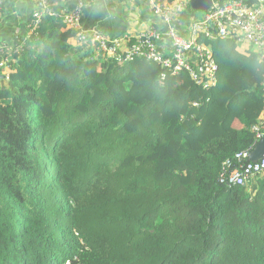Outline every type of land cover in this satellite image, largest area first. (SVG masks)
Listing matches in <instances>:
<instances>
[{
  "label": "trees",
  "instance_id": "trees-1",
  "mask_svg": "<svg viewBox=\"0 0 264 264\" xmlns=\"http://www.w3.org/2000/svg\"><path fill=\"white\" fill-rule=\"evenodd\" d=\"M75 35L43 18L1 81L0 264H264V174L219 181L256 143L264 60L201 37L207 93L142 58L94 59Z\"/></svg>",
  "mask_w": 264,
  "mask_h": 264
},
{
  "label": "built area",
  "instance_id": "built-area-1",
  "mask_svg": "<svg viewBox=\"0 0 264 264\" xmlns=\"http://www.w3.org/2000/svg\"><path fill=\"white\" fill-rule=\"evenodd\" d=\"M10 1L0 0V12ZM33 1L35 9L30 20L13 30L10 43H0V71L6 77L9 63L28 45L30 36L35 34L45 17L60 19L66 28L73 30L76 33L74 37L76 47L86 53L96 57L114 58L123 63L142 58L160 67L162 81L167 76L186 73L195 86L207 93L217 83L218 66L211 48L200 42L201 37L233 40L239 46H251L264 60V0H255L254 4L246 0H229L222 3L212 1L211 7L201 19L191 22L187 37L171 27L166 31L158 27H149L132 38L131 42H126L127 40L123 38L110 39L97 29L83 30L81 21L85 0H70L71 9L61 11L54 9V0ZM146 2L153 16L168 25L190 6V0ZM165 37L171 43L169 54H164L160 49V42ZM122 48L124 50H121ZM208 102L209 98L195 101L192 106L199 108ZM252 132L256 143L249 150L240 151L223 162L219 175L221 183L231 187L246 186L264 174V157L256 163L249 161L256 144L264 137V118L252 125Z\"/></svg>",
  "mask_w": 264,
  "mask_h": 264
},
{
  "label": "crops",
  "instance_id": "crops-1",
  "mask_svg": "<svg viewBox=\"0 0 264 264\" xmlns=\"http://www.w3.org/2000/svg\"><path fill=\"white\" fill-rule=\"evenodd\" d=\"M165 1L169 0H162V2ZM246 1L250 4L255 3V0ZM55 2V8L58 10L71 9L70 0H56ZM34 9L35 2L33 0H11L7 2L0 12V43H10L13 30L26 24L30 20ZM203 14L204 12L193 11L189 6L187 11L180 14L168 25L153 16L146 0H85L81 26L83 30L97 29L105 37L110 39L123 38L127 40L126 42H131L132 38L149 27H158L163 31L171 27L187 37L191 22L201 19ZM72 45L76 47L74 41H72ZM237 46L238 50L243 53L251 49L255 51L251 46ZM160 49L164 54H169L171 43L168 38L165 37L160 42ZM121 50H124V48ZM93 58L99 59L96 56ZM232 126L236 130L242 128L238 120H235Z\"/></svg>",
  "mask_w": 264,
  "mask_h": 264
},
{
  "label": "water",
  "instance_id": "water-1",
  "mask_svg": "<svg viewBox=\"0 0 264 264\" xmlns=\"http://www.w3.org/2000/svg\"><path fill=\"white\" fill-rule=\"evenodd\" d=\"M213 0H191L190 8L197 12H206L211 7ZM6 77L0 75V79L3 80ZM264 157V137L256 144L254 150L250 154L249 161L256 163Z\"/></svg>",
  "mask_w": 264,
  "mask_h": 264
},
{
  "label": "rangeland",
  "instance_id": "rangeland-1",
  "mask_svg": "<svg viewBox=\"0 0 264 264\" xmlns=\"http://www.w3.org/2000/svg\"><path fill=\"white\" fill-rule=\"evenodd\" d=\"M22 25H23V24H22ZM4 80H6V79H3V80L0 79V85H1V81H4Z\"/></svg>",
  "mask_w": 264,
  "mask_h": 264
},
{
  "label": "clouds",
  "instance_id": "clouds-1",
  "mask_svg": "<svg viewBox=\"0 0 264 264\" xmlns=\"http://www.w3.org/2000/svg\"><path fill=\"white\" fill-rule=\"evenodd\" d=\"M1 75H3V74H1ZM3 76H5V75H3ZM6 77V76H5ZM8 78V76L5 78V79H7Z\"/></svg>",
  "mask_w": 264,
  "mask_h": 264
}]
</instances>
